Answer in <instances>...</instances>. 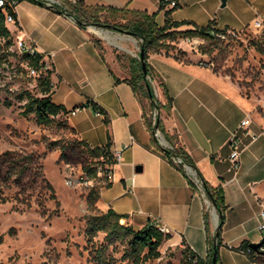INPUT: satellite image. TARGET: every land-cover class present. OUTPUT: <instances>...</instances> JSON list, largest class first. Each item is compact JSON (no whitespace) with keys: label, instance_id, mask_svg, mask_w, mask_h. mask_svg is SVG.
<instances>
[{"label":"crops","instance_id":"crops-1","mask_svg":"<svg viewBox=\"0 0 264 264\" xmlns=\"http://www.w3.org/2000/svg\"><path fill=\"white\" fill-rule=\"evenodd\" d=\"M45 1L17 3V20L7 27L15 48L24 41L50 62L51 99L67 108L62 117L75 136L92 147L123 148L110 184L100 188L96 207L104 213L113 209L123 215L120 222L133 229L149 222L167 226L161 252L191 250L207 259L218 212L192 173L179 169L154 144L144 117L149 101H140L126 80L131 77L129 60L140 57L141 39L111 27H83L74 16L51 6L62 0ZM81 1L104 10L146 11L159 26L166 20L160 0ZM257 14L264 16V0H178L170 17L186 22L176 30L211 25L243 31ZM189 39L178 37L170 42L173 48L149 53V64L172 97L171 110H161V123L177 137L203 178L223 188L227 208L219 264H264V259L255 262L236 248L244 240L253 243L264 237L259 228L264 210V114L230 77L190 53ZM153 83L165 105L164 88ZM75 107L79 109L72 113ZM245 118L249 123L241 125ZM233 131L239 140L238 167L230 160Z\"/></svg>","mask_w":264,"mask_h":264},{"label":"rangeland","instance_id":"rangeland-1","mask_svg":"<svg viewBox=\"0 0 264 264\" xmlns=\"http://www.w3.org/2000/svg\"><path fill=\"white\" fill-rule=\"evenodd\" d=\"M99 16L101 21L113 24L126 19L120 15L112 17L104 9L99 11ZM100 27L107 26H98V30ZM188 42L191 49L189 46L186 49L190 53L198 54L218 74L230 77L264 114L263 39L242 31L238 39L230 41L205 40L195 45L190 38ZM8 61L7 72L11 74L0 75V154L6 150L16 152L17 157L33 154L34 163L19 184L6 186V181L13 182L16 178V172L7 164L0 172V191L8 198L0 204V264H95L92 244L105 242V232L98 231L93 238L88 232L91 211L87 195L92 187L100 189L106 185L107 179L98 177L93 186L66 183V164L73 166L76 174L92 158L81 152L78 138L63 117H56L49 125H40L33 113H22L25 101H20L18 94L26 90L40 96L39 80L27 75L17 52ZM4 81L7 86L1 85ZM12 85L19 88L12 91L9 88ZM70 145H74L76 154H71L68 147L66 155L70 159L66 162L61 158V147ZM44 178L53 185L59 205L50 197ZM107 250L118 260L117 264H132L131 260L120 259L124 250L121 241L110 244ZM143 264L189 262L180 250L170 249Z\"/></svg>","mask_w":264,"mask_h":264},{"label":"trees","instance_id":"trees-1","mask_svg":"<svg viewBox=\"0 0 264 264\" xmlns=\"http://www.w3.org/2000/svg\"><path fill=\"white\" fill-rule=\"evenodd\" d=\"M21 1L23 0H4V5L0 6V38L4 39V44L2 45V48L5 51L4 56L13 54V52L8 51V48L13 44V42L11 39V33L5 22L6 14L10 13L16 17V4ZM29 1L39 4H45L46 2L45 0ZM66 4L69 6V8L65 7ZM51 6L60 12L74 16L76 21L83 27H86L88 24L108 26L118 30H124L141 39L140 51H143L146 60L147 76H144L142 72L140 57L137 59L131 58L129 60L131 77L126 80L130 83L140 101H149V110H145L144 117L146 124L152 131L154 144L165 153L171 162H173L172 156H181L184 162L190 165L197 172L198 176H200L203 180L204 191L215 206L219 215V222L222 224L224 220V212L227 208L223 188L221 186H213L203 178L190 155L183 149L182 146H180L177 137L170 134L161 123V110L166 109L168 112L171 110L172 97L168 94L167 88L160 79V76L155 72L153 67L148 62V56L150 52H159L162 49H170L173 47L170 42L178 37H200L207 41H220L215 35V32H218L222 29H217L210 25L208 27H197L191 30H176L177 27L186 22L175 21L170 17V13L173 8L166 9L165 23L164 25L159 26L155 20V15L149 14L146 11L108 8L106 10L110 16L115 17L120 15L122 17H126L123 23L113 24L106 21H101L99 11L103 10L104 7H88L81 0H76V2L64 0L63 4L54 3ZM89 19L90 21H88ZM41 57L42 56L39 53L34 55L23 53L21 59L25 62H28L29 65L39 68V61ZM116 80L120 79L116 78ZM154 81H156L159 86L164 88V92L167 96V103L165 105L162 104L156 96L155 86L153 83ZM37 86L39 88V92L41 93L40 96L34 95L26 90L21 91L18 94L19 100L25 101L22 113L24 115L33 113L38 124L49 125L56 117H62L65 115L68 110L63 104H57L51 99L53 83L50 78V71L47 73V75H41ZM149 90H151L153 93L152 98L149 97ZM155 110H158L159 112L156 125L161 130L165 140L167 141V147L162 146L154 135L152 117ZM70 129L75 133L73 128ZM77 143L81 148V152L88 154V156L92 158V161L82 166V170L85 171L90 177L97 176L98 163H100L103 168H106L115 162L113 154L109 150L111 144H106V148L104 149L102 147H92L85 141L79 139H77ZM68 147L71 150V154H76L74 152V145L64 147L62 146L61 158L66 162H69L70 159L69 156L66 155ZM16 157L17 153L11 150H6L3 152V154H0V172L6 164L8 165V168H11L14 172H16L15 180L13 182L6 181V186L12 185V183L19 184L21 179L27 175V171L31 170V166L34 163L33 154H28L24 157ZM100 157H103V160H101ZM176 166H178V168L182 171H185L182 164ZM189 180L190 182H193L191 179ZM44 181L46 182L48 189L51 191L50 197L56 199L57 197L53 185L45 178ZM109 184L110 182L107 181L106 185ZM99 194L100 189L92 187L87 195L88 208L91 211L88 217V232L91 234V238H93V236L96 235L98 231L105 232V242L98 245H95L94 243L92 244V246H94L93 256L95 264H117L118 260L107 253L108 246L116 241H121L124 244V250L120 258L121 260H131L132 264H143L148 260L159 258L161 256L160 247L163 241L168 237V234L163 233L151 222L145 224L139 229H133L129 225L122 224L120 220L123 215L116 213L111 208L105 213L99 211V209L96 207V201L99 198ZM7 201L8 198L3 194L2 191H0V204ZM56 203L59 205V201L57 199ZM215 238L217 239L218 249L220 244V229L218 236ZM214 243L215 240L210 243L209 256L205 260L191 250H184L183 256L185 259H187L189 264H212L211 262ZM236 248L248 254V256L255 262H259L260 260L264 259V255L257 253L252 248L251 242L248 240L242 241L241 244ZM217 261L219 264L218 254Z\"/></svg>","mask_w":264,"mask_h":264},{"label":"built area","instance_id":"built-area-1","mask_svg":"<svg viewBox=\"0 0 264 264\" xmlns=\"http://www.w3.org/2000/svg\"><path fill=\"white\" fill-rule=\"evenodd\" d=\"M72 1L76 2V0H72ZM52 3H55V2H52ZM160 3L162 5V7L165 9L175 8L178 6V0H160ZM3 5H4V0H0V6H3ZM16 20L17 19L14 15H12L10 13L6 14V19H5L6 24L11 23V22L15 23ZM243 31L252 33L255 37H260V38L264 39V16L257 14L254 17V19L252 20V22L250 23L249 27ZM241 32L242 31L235 30V29H222L218 32H215V35L221 41H230V40L238 39L240 37ZM191 41H192V43H194L196 45V44H199L201 42H204L205 40L203 38H200V37H193V38H191ZM3 44H4V39L0 38V75H9L11 73H8L7 70H9L8 59H9L10 55L4 56L5 51L2 48ZM8 51L13 52V53L17 52L19 54L20 61H21L20 64L23 67H25V69L27 71V75H29L30 77H33L35 79V81L39 80L41 75H47V73L51 69L50 62L44 60L42 55H41L42 57L39 61V68H36L34 66L29 65L28 62H25L21 59V56L23 55V53H28L30 55H34V54L38 53L36 51V49L34 48V46L29 45V44L25 43L24 41H20L17 45V48H15L14 45L12 44L8 48ZM1 85L7 86V83L4 81V82H2ZM33 86L34 85H32V87ZM9 88H10V90L15 91L19 87L16 85H12ZM78 109H79V107L73 109L71 112L75 113ZM156 121H157V111L155 110L153 117H152V127L154 129V135L157 137V139L160 141V143L164 147H167L168 143L165 140L161 130L156 126ZM248 123H249L248 118H245L241 121V125H246ZM125 146L126 145H124V147ZM229 146L231 148L230 160L232 161V163L235 167H238L239 166V158H240V149H239V140H238L237 131H233L231 133L230 138H229ZM101 147L104 149L106 148L105 145H102ZM122 149L123 148L112 149L111 146L109 147V150L113 154L115 162L112 165L107 166L106 168H103L101 166V164L98 163L97 164V176L96 177H90L82 169L79 173L74 174L73 166H71L70 164H66V169H65L66 170V175H65L66 183L70 186H79L82 184L93 186L95 179L98 177L103 176V177H106L107 181L112 180L113 169L121 160ZM100 159L103 160V157H100ZM172 161L176 165L182 164L189 172L192 173L195 185L201 190L204 189L202 179L197 175L196 171L190 165H188L187 163L184 162V160L182 159L181 156H178V155L172 156ZM261 218H262V221L259 225V228L261 229V231L263 232V235H264V210L261 211ZM152 224L157 226L158 229L161 230L163 233L168 234L169 228L167 226L159 225V224L154 223V222ZM262 249H264V247H262Z\"/></svg>","mask_w":264,"mask_h":264},{"label":"water","instance_id":"water-1","mask_svg":"<svg viewBox=\"0 0 264 264\" xmlns=\"http://www.w3.org/2000/svg\"><path fill=\"white\" fill-rule=\"evenodd\" d=\"M223 2H224V0H223ZM121 31H124V30H121ZM124 32H126V31H124ZM127 33H129V32H127ZM140 60H141L142 72H143L144 76H147V66H146V60H145L143 51H140ZM149 97L150 98L153 97V93H152L151 90H149ZM156 111H157V118H158L159 117V115H158L159 112H158V110H156ZM218 217H217V231H216L215 237L218 236L219 229L221 228V224L219 222V218ZM251 246L257 253L264 255V249H262V247H264V237L258 242L251 243ZM217 254H218L217 239L215 238V243H214V247H213V254H212V262H211L212 264H218Z\"/></svg>","mask_w":264,"mask_h":264},{"label":"bare ground","instance_id":"bare-ground-1","mask_svg":"<svg viewBox=\"0 0 264 264\" xmlns=\"http://www.w3.org/2000/svg\"><path fill=\"white\" fill-rule=\"evenodd\" d=\"M100 32V31H99ZM101 33V32H100ZM105 33V32H104Z\"/></svg>","mask_w":264,"mask_h":264}]
</instances>
